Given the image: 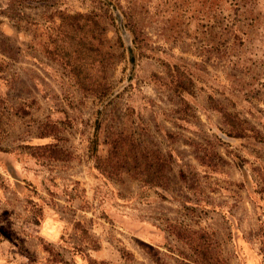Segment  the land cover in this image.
<instances>
[{"label":"rangeland","instance_id":"rangeland-1","mask_svg":"<svg viewBox=\"0 0 264 264\" xmlns=\"http://www.w3.org/2000/svg\"><path fill=\"white\" fill-rule=\"evenodd\" d=\"M59 12L105 26L109 103L41 52ZM0 116V264H193L176 226L213 232L226 264H264V0H0ZM110 130L170 154L165 189L95 170Z\"/></svg>","mask_w":264,"mask_h":264},{"label":"trees","instance_id":"trees-1","mask_svg":"<svg viewBox=\"0 0 264 264\" xmlns=\"http://www.w3.org/2000/svg\"><path fill=\"white\" fill-rule=\"evenodd\" d=\"M49 22L50 25L43 29V41L38 43L44 57L69 75L80 94L96 99L100 105L109 103L111 86L108 81V71L114 55L105 49L103 41L105 26L96 15L91 13L59 12L56 20L51 18ZM117 40L120 42L119 38ZM131 43H135V38ZM131 51L132 49L129 48V60L133 65ZM189 84V80L186 83L173 81L172 91L176 92L180 89L186 94H191ZM177 98L181 100L180 95H177ZM222 118L228 127L235 131L233 137L243 136L242 128L233 123L230 114L223 111ZM96 129L97 127L94 130ZM3 135L4 126L0 116V138ZM102 144L105 146L104 155L97 154L95 139L90 150L95 170L99 174L120 184L124 182V178H128L139 181L148 189L166 188L171 166L169 153H162L151 143L122 130L107 131ZM36 150L40 152L42 158L56 162H68L72 156L63 147L59 149L53 143L38 145ZM235 166L241 171L240 165L236 163ZM175 229L176 237L184 240V244L191 251L193 264H226L219 251H216L213 232L209 233L203 229L189 231L181 226H176ZM179 232H184L185 235L179 236ZM96 261L89 258L88 263H99Z\"/></svg>","mask_w":264,"mask_h":264}]
</instances>
